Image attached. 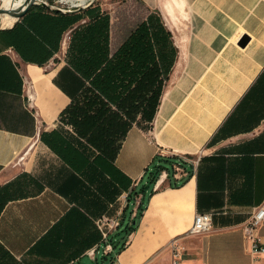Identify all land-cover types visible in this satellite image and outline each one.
<instances>
[{
	"label": "crops",
	"instance_id": "crops-1",
	"mask_svg": "<svg viewBox=\"0 0 264 264\" xmlns=\"http://www.w3.org/2000/svg\"><path fill=\"white\" fill-rule=\"evenodd\" d=\"M179 1L187 32L176 45L186 85L174 89L161 111L163 91L152 128L131 126L101 176L98 163L84 174L81 159L68 164L40 136L59 135L75 147L65 152L81 155L75 135L58 122L82 85L66 61L68 31L58 51L38 65L21 57L8 31L34 5L0 30V55L22 81L20 92L0 89V264H86L84 257L98 264L103 243L94 218L123 213L127 203L116 198L144 184L146 168L174 155L185 167L173 162L155 190L147 183L141 215L133 203L123 216L122 226L136 218L135 229L121 241L114 237L121 226L110 235L114 250L102 253L108 264H170L172 242L181 264H264V253L253 258L248 252L242 228L264 202V0ZM89 7V13L97 9ZM242 36L248 38L243 46ZM116 47L110 39L111 51ZM213 97L223 113L211 125L205 104L208 109ZM53 129L62 132L50 135ZM196 156V164L184 159ZM197 212L211 214V227L189 235ZM257 234L264 243V221Z\"/></svg>",
	"mask_w": 264,
	"mask_h": 264
},
{
	"label": "trees",
	"instance_id": "trees-1",
	"mask_svg": "<svg viewBox=\"0 0 264 264\" xmlns=\"http://www.w3.org/2000/svg\"><path fill=\"white\" fill-rule=\"evenodd\" d=\"M91 5H95L94 2ZM89 9L60 12L37 4L8 31L21 57L38 65L46 63L58 51L62 35L68 31L66 61L81 76L82 85L61 110L58 122L75 135L81 155L65 152L75 147L59 135L48 138L42 132L40 136L68 164L73 166L75 160L78 163L81 159L84 174L98 163L97 174L101 176V166L112 165L131 126L152 128L178 46L160 14L150 11L111 51L109 13L97 9L89 13ZM84 17H87L85 22L74 26ZM21 86V78L10 59L0 55V89L20 92ZM60 132L62 130L53 129L49 134ZM161 161L185 167L182 158L174 155L161 158L151 169L146 168V182L138 190L132 188L127 193L122 216L130 215V207L139 192L142 196L136 209L137 216L141 215L147 183L152 184L162 170L169 178L172 170ZM128 221L122 229L123 240L135 229L136 218ZM123 247L124 242L117 252Z\"/></svg>",
	"mask_w": 264,
	"mask_h": 264
},
{
	"label": "rangeland",
	"instance_id": "rangeland-1",
	"mask_svg": "<svg viewBox=\"0 0 264 264\" xmlns=\"http://www.w3.org/2000/svg\"><path fill=\"white\" fill-rule=\"evenodd\" d=\"M45 1L49 5L60 8L66 9L71 7L70 2L65 0H45ZM167 1L171 3L173 6L174 17L170 15L166 7L164 6L165 4L164 2ZM161 2L162 4L159 5L160 7L153 3L152 8H150L147 5H144L140 0H95L94 6L97 7V11L98 10L106 11L110 15L111 47L114 48L118 46L127 37L128 33L138 24V22H140L152 10L160 14L163 22L172 32L173 39L175 38V42H176L175 44H177L180 36L182 37V39H185L187 32L186 14L181 11L178 12L177 10L178 8L173 5L174 4L173 0H161ZM179 57L181 56L178 50L177 57L175 58V61L169 72V79L166 83L165 88H167L168 86L175 87L178 86L179 84L181 85L184 79L187 78L186 67L185 65H181V61L179 60ZM161 163L171 168L170 163L163 161H161ZM144 181L146 182V179ZM139 187H137L136 189L138 190ZM123 226H121L122 229ZM122 229L114 235V237L116 238L118 237L117 238L118 241L122 240V235H123ZM117 240L115 241L116 245L119 243ZM108 259L109 256L102 255V244H101L100 250L97 253V262L98 264H108ZM84 262H86V264H95L91 260H88L86 257H84Z\"/></svg>",
	"mask_w": 264,
	"mask_h": 264
},
{
	"label": "built area",
	"instance_id": "built-area-1",
	"mask_svg": "<svg viewBox=\"0 0 264 264\" xmlns=\"http://www.w3.org/2000/svg\"><path fill=\"white\" fill-rule=\"evenodd\" d=\"M69 36H67L68 38ZM198 156L196 157H185L184 159L191 161L196 164L198 161ZM167 173L162 170L156 180L152 183V190H155L162 180L166 177ZM141 194L138 193L134 197V204L140 201ZM127 192L121 193L116 200H120L121 203H127L126 200ZM113 207V203L108 204V209ZM122 210L117 209L114 213H109L108 211L103 212L96 218H94V224L100 232L102 239V253H112L114 247L111 242L110 235L115 232L120 226H122L123 221ZM264 221V202L254 206L249 213L246 221L242 225L244 239L247 244L248 252L253 258L257 257L259 254L264 253V243L260 240L257 234L258 227ZM211 227V214L207 212H197L193 216V221L190 228L187 231L189 235L200 234L208 231ZM171 258L170 264H181L180 260V250L178 246L172 242L170 245ZM93 252V250H91ZM110 264H119L115 259L110 262Z\"/></svg>",
	"mask_w": 264,
	"mask_h": 264
},
{
	"label": "bare ground",
	"instance_id": "bare-ground-1",
	"mask_svg": "<svg viewBox=\"0 0 264 264\" xmlns=\"http://www.w3.org/2000/svg\"><path fill=\"white\" fill-rule=\"evenodd\" d=\"M24 1L25 0H0V3H1L2 7H15V6H18V5L22 4ZM65 1H69L70 3L80 4V5H83L85 3V0H65ZM173 2H174V4H173L174 6H176L177 8L179 7L181 9V6L183 4L181 1L173 0ZM164 3H165L164 6L166 7L167 11L170 13V15L172 17H174V15H173L174 9H173L172 4L169 3L168 1L164 2ZM14 20H15V18L10 16L8 13H0V27H8V26H10L13 23ZM185 79H184V81L182 82L181 85L178 83L179 84L178 86H175V87L168 86L167 88H165L163 96H162L161 111L166 107L167 103L170 102V98H171L172 93L174 92V89L177 88V87H182V86L186 85V80ZM202 80L203 79H201L200 81L202 82ZM31 100H32V97L30 96V102H31ZM208 107H209L208 108L209 110L206 109L207 108V104H205L206 118H207V116H209L210 123H211V125H213L216 121L219 120V118L221 117V115L223 113L222 112L223 110H221V106H220L219 102L217 101V99H214V97L212 98V100H211V102H210ZM206 111H209V114H207ZM160 117H161V115L158 114L156 121H158L160 119Z\"/></svg>",
	"mask_w": 264,
	"mask_h": 264
},
{
	"label": "water",
	"instance_id": "water-1",
	"mask_svg": "<svg viewBox=\"0 0 264 264\" xmlns=\"http://www.w3.org/2000/svg\"><path fill=\"white\" fill-rule=\"evenodd\" d=\"M95 0H85L83 5L80 4H71L69 8H60L56 6L49 5L45 0H25L22 4L15 6V7H2L0 3V13H8L10 16L14 17L15 20L13 23L8 27H0V30L10 28L20 17H22L26 11L33 5H41L51 10H57L60 12H72L76 10H85L88 8ZM248 38L246 36H242L241 39L238 41V44L243 46L247 42Z\"/></svg>",
	"mask_w": 264,
	"mask_h": 264
}]
</instances>
